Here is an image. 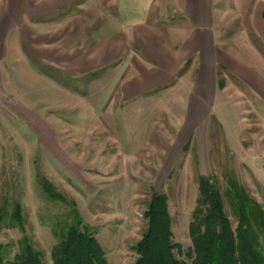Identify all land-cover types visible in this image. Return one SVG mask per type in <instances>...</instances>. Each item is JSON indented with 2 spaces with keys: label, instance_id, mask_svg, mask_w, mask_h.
I'll use <instances>...</instances> for the list:
<instances>
[{
  "label": "rangeland",
  "instance_id": "374dc122",
  "mask_svg": "<svg viewBox=\"0 0 264 264\" xmlns=\"http://www.w3.org/2000/svg\"><path fill=\"white\" fill-rule=\"evenodd\" d=\"M35 46L43 51V44ZM21 47L22 57L7 44L9 55L0 60V244L6 264L24 237L44 264H53L52 250L74 207L109 264H134L155 191L168 196L173 239L186 249L200 175L212 176L223 192L234 228L238 216L225 194L232 177L264 207V99L247 84L224 78L232 83L218 92L210 112L169 105L183 98V84L138 101L110 102L105 84L93 86L94 75L69 77L27 44ZM220 72L225 75L222 67ZM45 179L76 204L52 197Z\"/></svg>",
  "mask_w": 264,
  "mask_h": 264
},
{
  "label": "crops",
  "instance_id": "0c3cea01",
  "mask_svg": "<svg viewBox=\"0 0 264 264\" xmlns=\"http://www.w3.org/2000/svg\"><path fill=\"white\" fill-rule=\"evenodd\" d=\"M22 43L110 102L183 84L169 105L210 112L227 76L264 99V0H0V60Z\"/></svg>",
  "mask_w": 264,
  "mask_h": 264
},
{
  "label": "trees",
  "instance_id": "16d2710c",
  "mask_svg": "<svg viewBox=\"0 0 264 264\" xmlns=\"http://www.w3.org/2000/svg\"><path fill=\"white\" fill-rule=\"evenodd\" d=\"M224 82L220 81V86ZM199 198L190 224L192 244L184 248L173 239L172 216L168 196L155 191L147 211L149 225L136 249L134 264H264V207L235 177L230 179L225 194L238 216L234 228L226 210L224 195L212 176L200 175ZM44 188L54 197L69 203L54 185L44 180ZM75 206V205H74ZM20 226V207L15 212ZM20 251L10 264H44L41 251L28 237L20 242ZM0 244V264H6ZM176 249L186 256L181 258ZM53 264H109L105 249L84 223L74 207L72 218L63 227L60 241L52 250Z\"/></svg>",
  "mask_w": 264,
  "mask_h": 264
}]
</instances>
